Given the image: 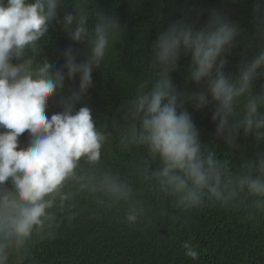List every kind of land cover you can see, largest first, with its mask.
<instances>
[{
    "label": "clouds",
    "instance_id": "clouds-1",
    "mask_svg": "<svg viewBox=\"0 0 264 264\" xmlns=\"http://www.w3.org/2000/svg\"><path fill=\"white\" fill-rule=\"evenodd\" d=\"M63 2L0 0V264H35L36 247L55 239L62 223H72L82 200L106 212H122L129 227L152 224L137 185L152 189L179 215L216 206L243 211L254 226L264 221V152L233 169L214 146L201 143L185 108L191 104L202 110L215 102V137L229 152L238 147L241 131L264 144V86L258 94L253 91L258 76H264V0L254 6L258 50L241 59L235 75L225 74V57L241 30L218 12H211L198 30L193 21L180 19L159 33L149 73L126 101L123 123L113 121L121 150L141 153L129 161L134 182L104 163L112 133L107 125L97 126L84 102L92 73L105 62L122 26L113 16L90 10V0H75L61 18ZM55 25L73 42H87L86 59L77 62L71 47L61 53L60 66L41 55ZM189 55L188 79L204 84V90L191 94L177 91L169 75L179 58ZM77 75L78 90L61 95V110L49 118V98L64 91L66 78ZM77 104L83 106L77 109ZM26 131L30 142L18 148ZM182 248L187 258H199L191 241Z\"/></svg>",
    "mask_w": 264,
    "mask_h": 264
},
{
    "label": "trees",
    "instance_id": "trees-1",
    "mask_svg": "<svg viewBox=\"0 0 264 264\" xmlns=\"http://www.w3.org/2000/svg\"><path fill=\"white\" fill-rule=\"evenodd\" d=\"M74 4L75 0H64L58 15L62 18L71 12ZM255 4L256 0H90V10L111 15L122 26L121 36L105 62L101 68L94 69L93 86L84 97V102L93 110L97 126L107 125V130L112 133V143L106 146L104 158L107 166L120 169L135 181L129 171V161L141 153L135 149L121 150L118 128L113 126V121L123 123V108L137 84L149 73L148 63L159 33L180 19L193 21L198 30L211 12H218L241 30L236 47L225 57L228 61L225 74L235 75L241 59L251 58L258 50ZM93 24L94 19L90 17L88 26ZM69 47L74 50L77 62L86 59L87 42H73L65 30L55 25L48 33V42L42 45L41 55L49 63L60 66L64 63L61 53ZM190 61V55L181 56L176 69L169 73L177 91L189 94L204 90L203 82L197 85L188 79ZM78 84V75L71 81L65 79L64 91L48 100L46 114L49 118L61 110L57 103L60 96L68 95L69 90H78ZM262 86L264 76H258L254 94H258ZM81 106L83 104L76 107ZM214 107L215 102L202 110L194 109L191 104L185 105L200 133L201 143L214 146L218 157L227 158L233 169L257 151L264 152V144L257 145L242 131L236 141L238 147L229 152L224 142L215 137ZM29 142L26 131L18 138V148H26ZM137 191L146 202L148 215L153 217L152 224L141 222L136 227H129L122 212H106L90 201L82 200L72 223L65 221L55 239L36 247L35 264H264V221L254 226L243 211H226L216 206L179 215L152 189L137 185ZM161 210H165L167 216L160 217ZM185 241L198 246L197 260L184 255L182 243Z\"/></svg>",
    "mask_w": 264,
    "mask_h": 264
}]
</instances>
